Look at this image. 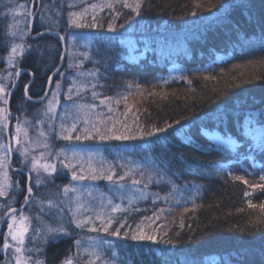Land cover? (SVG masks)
Here are the masks:
<instances>
[{"label": "trees", "instance_id": "1", "mask_svg": "<svg viewBox=\"0 0 264 264\" xmlns=\"http://www.w3.org/2000/svg\"><path fill=\"white\" fill-rule=\"evenodd\" d=\"M68 1L64 6L61 0H0V69H4L11 45L23 43L17 42L20 37L25 35L24 45L31 46L24 58H14L9 87L19 68L29 72L21 75L13 93V113L22 114V104L28 110L38 106L26 99L25 85L33 74L30 96L44 95L63 52L56 36L30 37L33 4L38 10L34 33L49 29L65 37L68 52L62 73L76 58L79 41L85 37L78 34L80 29L69 33L65 29L74 26L70 19L82 23L87 16L81 10L71 11ZM102 1L84 0L80 7ZM141 4L139 15L124 7L123 0H106L101 6L112 7L103 12L107 20L116 10L115 23L123 25L120 28L127 21L147 27L154 45L148 51L135 48L121 55L112 72L115 86L124 94L108 93L116 100L122 122L137 117L138 128H166L143 152L135 154L140 163L161 147L160 155L167 156V172L155 171V181L147 185L156 199L137 201L135 220H144L158 239L172 243L149 241L153 245L141 256L143 264H264V225L250 223L261 213L258 207L248 208L249 200L264 203V191L251 187L264 183L260 180L264 175V65L260 63L264 61V0H141ZM70 13L76 16L70 17ZM48 15L55 22L41 21ZM164 32L175 34L159 37ZM175 64L178 71L171 75ZM133 87L145 89L136 109L131 100ZM168 124L172 127L167 128ZM221 139L231 143H219ZM65 141L55 137L56 151ZM4 152L8 155L7 149ZM13 164L24 168L17 157ZM18 174L19 188L26 194L27 176ZM235 176L243 180L233 179ZM246 191L251 195L245 196ZM70 240L67 236L49 239L45 247L48 259L55 263L64 259L73 245Z\"/></svg>", "mask_w": 264, "mask_h": 264}, {"label": "rangeland", "instance_id": "2", "mask_svg": "<svg viewBox=\"0 0 264 264\" xmlns=\"http://www.w3.org/2000/svg\"><path fill=\"white\" fill-rule=\"evenodd\" d=\"M105 1L96 5L92 4L93 6L89 4L85 7H80L84 0L68 1L71 11L73 9L77 11L81 10L82 15L90 16V18L85 17V21L81 23L89 26L82 28L72 26L65 29V33L80 29L78 34L85 37L81 42L79 41V50L76 52V58L70 60L69 65H72L71 67L68 65V68L62 73L64 64L62 70L56 75L51 93L44 102L37 103L38 106L31 110H28L22 104V114L12 112L10 117L13 156L19 158L21 165L24 167L23 169L28 171L31 165L30 163L25 165L22 162L23 157L15 151V149L22 147L29 149V160L34 157L38 168L45 163L55 164L57 168V171L52 175L44 173L43 169L40 168V177L44 180V183L39 186L35 184L37 178L36 172H31L33 196L23 210L15 212L17 220H19L21 215L27 218L26 223L29 230L25 236V249H39L38 252L25 251L24 257L40 260L43 264H64L68 259L72 260V264H86V261L90 257L85 249L92 250L94 248L102 257V260L95 261V264H103L104 261H107L108 264H143L144 260H142L141 256L144 255L149 246L151 248L153 245L149 241L125 239L123 238V234L125 232H136L138 226L148 233H155L152 227L144 223V220H135L138 210L137 204L142 199H145V201L151 198L156 199L155 193L150 191L149 187H145V185L153 184L155 181V171L165 173L167 170L165 164L167 156L160 155L162 147L154 155L151 152L152 155L145 157L141 163L138 162L137 155L135 154L139 153V151L143 152L144 148L153 142L157 134L145 137L142 140L137 139L124 142L122 140L101 141L95 135V129L105 131L106 129L114 128L117 130V134L127 132L130 129L132 133H137L139 130L136 124L138 121L137 117H135L134 121L126 120L122 122L124 117L117 114L118 105L115 98L108 96L110 92H114L115 96L118 95L117 97L124 94L119 92V88L115 86L112 71H114L113 68L119 62L121 55L127 50L142 48L144 51H148L153 49L154 45L150 43L152 36L148 31L151 30L144 25L141 26L127 21V25L125 24L124 28L118 27L115 23L118 20L116 10L111 11V18L107 20L108 16L106 17L103 12L106 10L105 7L108 10L112 7L101 6ZM65 3H67V0H61V5L65 6ZM31 13L30 11V17ZM42 19L55 22V19L53 20L52 16L49 15L46 18L42 17L41 21ZM109 23L116 26L115 31L108 30ZM93 24L96 26L91 27L90 25ZM169 34L175 33L164 32L160 33L159 37L164 35L167 38H172ZM71 35L69 36L70 42L73 41ZM25 37L23 35V38L20 37L17 42L20 43L22 41L23 43L20 44L24 45ZM74 45L75 42L73 41L72 47ZM17 57L19 59L24 58V56ZM15 62L13 58L12 64H9L7 58L4 69H0V87L5 89V92L0 93V96H6L7 99L11 90V87L8 85L9 80H11L9 76L13 73ZM43 65L46 69V63ZM178 67L177 64L172 67L173 72L171 75L177 73ZM89 73H95V75H89ZM57 82L61 85L59 90L55 87ZM66 89H71V91ZM54 92L58 93L55 100H53ZM133 92L134 96L131 100L135 101L136 109L139 105L138 99L144 96L145 89L133 87ZM69 96H71V99H69ZM49 101H53L51 111L48 110ZM81 105L84 106L83 109L80 108ZM0 108H7L3 100H0ZM18 123L22 129L27 131L26 139L23 132L18 137L21 144L16 143V126ZM61 124L68 129H71L72 125L75 124L76 130L71 133L72 136L80 135L82 137L79 141L75 139L65 141V145L61 150L66 154L67 159H65V156L57 157L56 154L61 150L56 151V147L54 148L55 137L60 139ZM6 128L2 132L1 140L7 145ZM151 128L152 126H148V130ZM85 129L88 130V133L92 134V139H83ZM41 131L46 135L41 136ZM159 140L160 144L163 145L161 138ZM218 142L223 144L231 143L223 139H221V142ZM121 143L123 146H119ZM45 144L47 147H45ZM150 147L152 148V146ZM73 152L78 155L73 157ZM42 154L44 155L42 156ZM7 156L8 163L2 171L7 173L8 183L12 184L13 187L8 190L7 196L0 197V216H4L9 211V205L11 208L23 206L24 196L27 194H22L21 188L15 186V182L17 181L20 186L21 176H19L20 173L18 174L17 171L15 172L10 169L9 154ZM65 163H69L71 169L64 168L62 165ZM130 169L131 171H129ZM72 170H75L78 175L82 174L89 178L83 181H72ZM113 172L115 173L113 177L114 181L119 176L125 175V173H128V175L125 176L124 180L118 181V183L109 182L105 179H90L93 174L108 175ZM0 179H3L2 175H0ZM133 180H138L140 183L134 185L132 183ZM164 180L166 181V178L162 181ZM120 184H123L124 187H119ZM65 185L74 187L76 191H69L65 194L63 191ZM141 193L144 195L142 196ZM54 199L56 200L54 202L58 205L57 208L45 206L48 200L53 201ZM109 200H111V204H109ZM116 205H119L120 208L117 211H113L112 209ZM59 208H62L63 212H60ZM73 211H76L81 218L91 216L97 227H100L102 222L108 218H113L114 223L109 231L123 224L121 236H111L103 231H89L88 228L91 225L86 226L84 229L76 228L75 224L69 223ZM97 214L101 215L102 220L96 219ZM12 215L13 213L9 215L7 221ZM61 217L63 224L66 226L69 223L67 227H71L72 229L69 230L71 235H61L58 238L63 236L71 237L70 241H73L74 246L71 245L67 250L68 252L64 259L55 263L48 259L45 252L46 244L40 237L45 233L48 225L55 227ZM7 221L1 235L0 264H6V257L8 264H15V257L13 256L15 242L11 240V237H8V242L12 247L7 252L3 251L4 236L8 231ZM76 240H81L79 249L75 243ZM29 264H31V260H29Z\"/></svg>", "mask_w": 264, "mask_h": 264}, {"label": "snow or ice", "instance_id": "3", "mask_svg": "<svg viewBox=\"0 0 264 264\" xmlns=\"http://www.w3.org/2000/svg\"><path fill=\"white\" fill-rule=\"evenodd\" d=\"M123 6L124 7H130L136 15H139L140 14V8H141L142 4H141V0H136V3L134 5L129 4L127 2V0H123ZM197 6H199V5H197ZM109 7H111V5H109ZM117 15H119V14H117ZM192 15H195V12H193ZM75 16H76L75 13H70V17H75ZM69 24L74 25L76 28H82V27L89 26V25H84V24L78 23L76 19H70ZM90 26L95 27L96 25L93 24ZM120 27H123V25H120ZM108 30L109 31H115L116 26L112 23H109L108 24ZM10 35L15 36L16 32H12ZM60 39H64V37H60ZM4 47H7V45H5ZM26 52H31V46L30 45L26 47L25 45H22V44H12L10 54L8 55V63L12 64L13 58H15L17 56L23 57ZM260 63L262 65H264V61H260ZM71 66L72 65H69V67H71ZM17 67H18V65H17ZM20 74H21V72L19 70H17L14 75L18 77ZM11 75L12 74H10L9 78H11ZM89 75H95V73H89ZM205 79H209V77H205ZM49 80H51V77H49ZM164 83H167V81H164ZM188 83L191 84L192 81L189 80ZM60 86H61L60 83L57 82L55 87L57 90H59ZM13 87H15V85H13ZM27 90H28V85L26 84L25 85V96L28 99H30L31 97L27 96ZM69 91H71V89ZM4 92H5V89L3 87H0V93H4ZM57 94L58 93H56V92L53 93V100H55ZM154 94L155 93H153V95ZM45 95H47V93ZM94 95H95V93H94ZM69 99H71V96H69ZM0 100H3L5 105L8 104V99L6 98V96H0ZM52 103H53V101H49V105H48L49 111L52 110ZM80 108L83 109L84 106L81 105ZM7 111H8L7 108H0V133H2L4 128L7 127V123H8ZM25 123H27V122L25 121ZM176 123H179V121H176ZM170 127H172V125L168 124L167 128H170ZM75 130H76L75 124L72 125L71 129H68L63 124H61L60 138L64 139V140H69V141L72 139H75L77 141L81 140L82 137L80 135H76L75 137L72 136L71 133ZM165 131H166V128L156 127L153 125L150 130H146L144 128H139L138 133H132L130 129L127 132H121L119 134H117V130H115L114 128L113 129H106L105 131H101L100 129H95V135L101 141H107V140L128 141V140H137V139L142 140L145 137L155 136L157 133L165 132ZM21 132H23L24 137L26 139L27 138V131L22 129L20 124L18 123L16 126V137H17L16 143L17 144H21V141L18 138ZM84 132H85V135L83 136V139H92L93 138L92 134L88 133L87 129H85ZM40 135L44 136L46 134L43 131H41ZM0 139H2V137H0ZM45 147H47L46 144H45ZM5 149H7L8 152L12 151V149L8 145L0 143V152H4ZM15 151H17L19 153V155L21 157H23L22 162L25 163V165H27L28 163H30V165H31L30 168H28L29 184L26 188L27 194L24 196V203L28 204L31 197L33 196V187L31 185V180H32L31 172H33V171L36 172L37 178L35 180V184H36V186H39L40 184L44 183V180L41 179V177H40V168H42L43 172L48 174V175L54 174L57 171V168H56L55 164H51V163L42 164L38 168L37 167V161L34 157L31 158V160H29L30 153H29V149L27 147L17 148V149H15ZM43 155L44 154H42V156ZM56 155H57V157L65 156V159H67V156L63 152V150H61ZM77 155L78 154L75 152L72 153L73 157H76ZM7 163H8V156L7 155L0 156V175L3 176V179H0V197L7 196L8 190L13 187L12 184L8 183L7 173L2 171L7 166ZM62 166L64 168L71 169V165L69 163H65ZM20 171L23 172L24 169H21ZM129 171H131V169ZM114 175H115L114 172L112 174H108V175L93 174L90 177V179H92V180L105 179L109 182L118 183V181L124 180L125 176H127L128 173H125V175H123V176H119L116 181L113 180ZM141 175H143V173H141ZM87 178H89V177H86L85 175H82V174L78 175L75 170H72V175H71L72 181H83ZM149 179H151V177H149ZM233 179L238 180V181L243 180V178L240 176H235V177H233ZM260 180L264 181V175L260 176ZM132 183L135 185V184L140 183V181L133 180ZM244 183H247V181H244ZM15 186L19 187L18 181L15 182ZM119 187L122 188V187H124V185L120 184ZM145 187H147V185H145ZM251 187L254 189L259 188L260 190L264 191V183L253 184ZM63 191L65 194H67L69 191H73V192L76 191V189L74 187H71L70 185H65L63 188ZM141 195L143 196L144 194L141 193ZM250 195H251L250 192H247V191L245 192V196H250ZM13 199H15V197H13ZM47 203H48L50 208H57L58 207V205L52 200H48ZM130 203H131V201H130ZM109 204H111V200H109ZM8 207H9V210L13 213V215L7 221V230L8 231H7L6 235L4 236L3 251L7 252L8 249L10 247H12V245H10L8 242V237H11V240L15 242V247H14V252H13V256L15 257V264H29V260H31V264H43V262L40 260H34L31 257H28V258L24 257L23 254L25 251L38 252L39 249H30V250L25 249V236L29 230L28 224L26 223L27 218L24 217L23 215H21L19 220H17V217L15 215L16 209L11 208L10 205ZM257 207L259 208L261 215L256 220L250 221V223H252L254 226L264 225V203L257 205L255 203H253L251 200L248 201V208L256 209ZM119 208H120V206L116 205L112 210L117 211ZM59 211L63 212V209L59 208ZM185 211H187V209H185ZM240 211H243V209H240ZM5 215H7V214H5ZM96 219L102 220L101 215L97 214ZM3 220H5V216H0V221H3ZM69 223L75 224V227L79 228V229H84L86 226L91 225L88 228L89 231H92V232L103 231L105 233H108L111 236H116V237L121 236V228L123 227V224H121L119 227L115 228L114 230L109 231L112 228V225L114 223L113 218H108L106 221L102 222L100 227H97L91 216L86 217V218H81V216H79L76 211L72 212V218H71ZM181 227H183V224H181ZM34 231H36V230H34ZM61 235H71L68 228L63 224L62 217L55 227L48 225L46 227L45 233L40 238L43 240V242L45 244H47L49 241V238H51L53 241H55ZM165 235H167V234L165 233ZM123 238H125V239L130 238L133 241H151L153 243H168V244L172 243V241L170 239H158L157 234L148 233L143 228H140L139 226H138V229L136 232H132V233L125 232L123 234ZM75 243L77 245V248L79 249V247L81 245V240H76ZM85 251L88 252V256L90 257V259L88 261H86V264H95V261L102 260V257L100 256L99 252L95 248L92 250L85 249ZM92 258H94V259H92ZM6 264H8L7 257H6ZM64 264H72V260L68 259L64 262ZM103 264H108V262L104 261Z\"/></svg>", "mask_w": 264, "mask_h": 264}, {"label": "water", "instance_id": "4", "mask_svg": "<svg viewBox=\"0 0 264 264\" xmlns=\"http://www.w3.org/2000/svg\"><path fill=\"white\" fill-rule=\"evenodd\" d=\"M33 9H34V4L32 5V16L30 18V24H29V34H30L31 37L38 38V37H40L43 34H48V35L56 36L59 39H60V37H64L61 32H59V31H53V30H43V31H41L39 33L33 34L35 19H36V15H37V11L35 13H33ZM60 41H61V44L63 46V52H62V56H61V62H60V65L50 75L51 80L48 81L47 89H46V92H45V94L47 93V95L44 94L42 97L34 98V97H31L29 95L28 90H27V96L28 97H31L29 100H31L33 102L40 103V102L45 101L48 98V96L50 95L51 89H52V84H53L54 78L62 70V68L64 66L65 57H66V54H67V45H66L65 38L64 39H60ZM19 71L21 72V74L18 77L16 76V80L13 83V85H15V87L12 86V88H11L9 94H8V104H7V110L8 111L7 112H8L9 119H8V123H7L6 133H7V144H8V146L11 149H12V137H11V133H10V124H11L10 117L12 115L11 99H12V96H13V92L15 91V89L18 86L19 79H20L22 73L28 71V69L27 68H21V69H19ZM33 80H34V77H33L32 81L28 84V88L32 84ZM13 158H14V156H13V150H12L11 152H9V164H10L11 169L14 170V171H20L21 169H23V168L16 167V166L13 165ZM23 173H25L26 176H27V186H28V184H29V181H28V175H29V173L25 169H24ZM27 205L28 204H25L24 203L23 206H21V207H14V209H16V211H21ZM5 214H7V215H4L5 216V220L1 221V224H0V242H1V235H2V231H3L4 225H5L8 217H9V215L12 214V212L9 210Z\"/></svg>", "mask_w": 264, "mask_h": 264}]
</instances>
